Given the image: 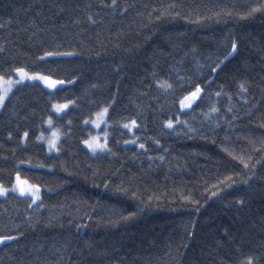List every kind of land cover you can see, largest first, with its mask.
<instances>
[{
	"label": "trees",
	"instance_id": "16d2710c",
	"mask_svg": "<svg viewBox=\"0 0 264 264\" xmlns=\"http://www.w3.org/2000/svg\"><path fill=\"white\" fill-rule=\"evenodd\" d=\"M111 3L0 0V75L65 81L18 84L0 107V184L19 174L41 189L35 203L0 196V236L15 237L0 243V264H264V0ZM196 84L202 98L181 111ZM102 107L108 146L93 153L84 121Z\"/></svg>",
	"mask_w": 264,
	"mask_h": 264
},
{
	"label": "snow or ice",
	"instance_id": "6c2138e0",
	"mask_svg": "<svg viewBox=\"0 0 264 264\" xmlns=\"http://www.w3.org/2000/svg\"><path fill=\"white\" fill-rule=\"evenodd\" d=\"M116 5V0H112L111 5H109V7H114ZM261 8H264V4L260 5ZM257 11L256 8H252L251 12H255ZM88 20L95 24L96 21L92 19L91 16L88 17ZM237 50V44L235 41L232 42L231 44V51L227 52V55L224 57L225 59H227L229 56H232L233 52H235ZM76 55V53L74 52H59V51H44L43 55L41 57H39L40 60H43L45 57H72ZM221 63H223V61H221ZM220 67V64H217L215 68L212 69V72H216L217 68ZM13 71L18 74L19 79L18 80H13L11 76L7 77V80L5 79L4 75H0V85L3 84H7L6 88L0 89V107L4 106L5 103V99L7 97L8 92H10L12 90V85L13 84H19L22 83L25 79L27 80H34V79H39L42 80L49 88H55L56 85L58 84H63L65 83L64 80H57V79H53L51 76L48 75H42L39 72H29L26 71V69L24 67H16L15 69H13ZM180 80H183V77H179ZM68 83H71V81H68ZM157 83L160 85V87L166 88L167 90H171L172 89V85L170 83H167L166 81L161 83L159 81H157ZM179 87L183 88V85H178ZM240 90L241 92L246 91V89L244 88L243 84H240ZM203 89L201 88L200 84H196L194 90L187 92L186 95H182V97L179 98L178 103H179V109L182 111L184 109H190L193 106V102L197 101L198 98H202L201 93H202ZM217 96H220L221 93L217 92L216 93ZM229 99H231L229 97ZM74 101L72 100H68L65 103H54L52 105V108L55 109V111L57 113H61L64 109H67L68 106L70 104H73ZM211 112H216L217 109L215 107H212L210 109ZM229 112L232 111L231 108L228 109ZM109 113V107H102L98 112H96L95 115V119H92L91 121H89L88 119H85L84 123L88 124L91 123L93 124L95 127L99 128L100 124L103 122L105 123V131L103 133L104 135V141L101 142L100 140V136H91V134L89 135V138L86 140H83L82 143L85 144L88 149L90 151H92L93 153H95L97 150L100 151H104L107 149V121L105 120V117L108 115ZM179 123V116L176 117V120L174 121L172 118L167 119L164 123L165 126L167 128H172L173 127V123ZM44 123L48 124L49 126L52 125V118L51 116L48 117L47 120L44 121ZM69 123H71L69 121ZM136 120H131L129 123H124L123 124V128L128 129L129 132H132L133 128L136 127ZM192 129H189V131H191ZM28 136V132H24L23 134V138H26ZM9 137H11V133H9ZM44 137V133L41 132V134L37 137L38 140H43ZM58 134L57 132L53 131L52 132V136L50 139L47 140V144H48V149L49 151H59L58 147H57V140H58ZM135 140L132 141H125V143H135ZM158 143V141H157ZM139 147L141 149H143L145 146L144 144H140ZM110 151V149H108ZM162 159V157H161ZM241 163L244 164L245 168H248L249 165L243 161V158H241ZM245 183H247V181H244ZM232 183H235V181H230L229 184L225 185V188L230 187ZM9 191L11 192H19L21 196L27 194L31 197L32 202L35 203L37 200L40 199L39 196V192H40V187L38 185L35 184H30L28 181L24 180L21 181L19 174H17L16 176V183L15 185H13V187L11 189L5 187L3 184H0V196H5ZM219 191V190H218ZM213 195H215V193H213ZM237 204H243V201L241 200H237L236 201ZM31 207V205H29ZM40 207H43V203L41 202ZM15 239V237L13 236H0V243H3L6 240H13ZM258 258H254L251 255L246 256L243 260H238L236 262V264H257Z\"/></svg>",
	"mask_w": 264,
	"mask_h": 264
},
{
	"label": "rangeland",
	"instance_id": "374dc122",
	"mask_svg": "<svg viewBox=\"0 0 264 264\" xmlns=\"http://www.w3.org/2000/svg\"><path fill=\"white\" fill-rule=\"evenodd\" d=\"M27 71V70H26ZM30 72V71H29ZM31 73V72H30ZM40 74H42V73H40ZM42 75H45V74H42ZM12 77V79L13 80H18L19 79V76H18V74H14L13 76H11ZM53 78V77H52ZM5 79L7 80V77H5ZM53 79H57V78H53ZM57 80H61V79H57ZM24 82H39V83H41L44 87H46V88H48V89H50V90H54V89H56L57 87H59V86H61V85H63V84H58V85H56V87L55 88H49L42 80H39V79H34V80H27V79H25L22 83H24ZM19 84H21V83H19ZM18 84H13L12 85V89L15 87V86H17ZM7 87V84H3V85H0V89H3V88H6ZM8 94H9V92H8ZM7 94V95H8ZM59 103H65V102H59ZM71 105V104H70ZM69 105V106H70ZM68 106V107H69ZM64 110H66V109H64ZM63 110V111H64ZM54 112L55 113H57L56 111H55V109H54ZM57 114H59V113H57ZM95 119V118H94ZM105 120L107 121V116L105 117ZM92 125V127L95 129V133L94 134H92V136H97V135H99L100 136V140H101V142H103L104 141V135H103V133H104V131H105V123H101L100 124V127L99 128H97V127H95L93 124H91ZM102 126H104V130H101V128H102ZM108 126V125H107ZM108 128V127H107ZM53 131H55V132H57V134H58V137L60 138L61 137V131L59 130V129H57V128H52V131L51 132H53ZM107 133H108V129H107ZM51 136H52V134L51 135H49L48 136V138H46V142H47V140L48 139H50L51 138ZM59 138H58V140H57V144H58V141H59ZM107 138H108V136H107ZM46 145H47V148H48V144L46 143ZM86 146V145H85ZM108 146V145H107ZM87 147V146H86ZM88 148V147H87ZM48 151H49V149H48ZM97 151H100V150H97ZM49 152H56V150H53V151H49ZM30 183V182H29ZM30 184H32V183H30ZM13 185H15V183L13 184ZM13 185L12 186H10V187H7V188H9V189H11L12 187H13ZM15 193H19L18 191L17 192H15ZM20 194V193H19ZM25 195H27V194H25ZM39 196H41V189H40V192H39ZM38 201V200H37Z\"/></svg>",
	"mask_w": 264,
	"mask_h": 264
}]
</instances>
